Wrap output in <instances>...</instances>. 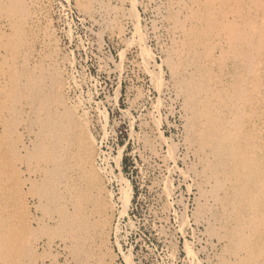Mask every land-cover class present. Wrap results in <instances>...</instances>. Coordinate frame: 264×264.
I'll return each mask as SVG.
<instances>
[{
	"label": "bare ground",
	"instance_id": "6f19581e",
	"mask_svg": "<svg viewBox=\"0 0 264 264\" xmlns=\"http://www.w3.org/2000/svg\"><path fill=\"white\" fill-rule=\"evenodd\" d=\"M75 1L85 20L138 50L131 68L178 114L183 156L171 147L159 155L165 139L158 124L151 129L159 139H139L148 163L158 159L170 173L178 161L186 165L179 174L195 192L193 219L214 252L208 264H264V122L243 101L253 90L247 80L260 73L258 61L256 70L246 67L243 25L255 23L259 10H250V0ZM141 11L150 16L148 28ZM51 16V0H0V133L22 137L8 145L6 161L0 156V264H116L106 245L113 195L95 170L97 149L84 138L89 121L72 105V63ZM238 74L235 99L230 87ZM15 148L35 155L33 165L27 156L16 162ZM167 188L158 187L171 197ZM132 193L129 185L128 202Z\"/></svg>",
	"mask_w": 264,
	"mask_h": 264
},
{
	"label": "rangeland",
	"instance_id": "374dc122",
	"mask_svg": "<svg viewBox=\"0 0 264 264\" xmlns=\"http://www.w3.org/2000/svg\"><path fill=\"white\" fill-rule=\"evenodd\" d=\"M51 2L52 29L58 37L61 53L72 63L70 74L74 88L71 98L76 109L71 107L79 118L89 121L84 138H89L95 152L98 151L95 170L104 173L106 187L114 199L116 214L106 243L110 248L107 259L113 257L116 264H208L214 252L206 249L203 227L193 219L197 207L195 192L190 191L191 184L179 174L186 165L178 161L175 171L170 173L161 167L158 159L148 163L139 139L144 136L151 141L159 139L160 135L151 129L158 124L165 139V143L158 147L159 155L168 154L171 147L177 155L183 156L178 114L174 109L170 112L167 100L152 90L147 78L131 68L130 63L139 55L137 49H127L108 32H102L99 25L85 20L75 0ZM248 5L252 11L259 10L255 11L259 19L243 25L249 32L250 41L246 67L256 70L259 62L260 73L257 79L250 76L247 80L250 89L255 91L241 97L252 109L251 118H261L264 122V0H250ZM140 15L142 27L148 28L149 14L141 11ZM148 48L161 64L162 56L155 40L148 39ZM242 84L238 74L230 87L235 99L240 98ZM254 87L261 90L258 97L255 94L258 89ZM42 94L43 99L45 94ZM48 98L50 102L53 100L50 95ZM135 102L139 104L134 105ZM158 104H161L160 112L153 118L151 114ZM21 122L18 115L14 123ZM0 135V156L6 161L9 158L8 145L15 141L19 146L21 132ZM20 152L15 148L14 160L17 162L28 157L27 162L33 165L35 155ZM164 184L171 190V197L158 189ZM129 185L133 190L130 202L127 201ZM46 232L48 230L37 233Z\"/></svg>",
	"mask_w": 264,
	"mask_h": 264
}]
</instances>
